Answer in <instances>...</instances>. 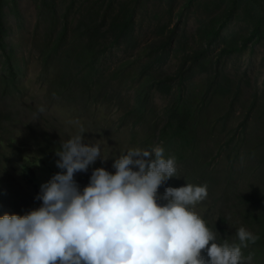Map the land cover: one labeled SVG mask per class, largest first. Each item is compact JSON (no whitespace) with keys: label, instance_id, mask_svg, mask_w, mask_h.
I'll return each instance as SVG.
<instances>
[{"label":"rangeland","instance_id":"1","mask_svg":"<svg viewBox=\"0 0 264 264\" xmlns=\"http://www.w3.org/2000/svg\"><path fill=\"white\" fill-rule=\"evenodd\" d=\"M3 1L4 41L14 54L10 67L7 51L0 47V163L21 188L27 212L41 206L36 199L40 186L61 171L56 166L61 142L83 130L85 143L99 144L107 158L93 165L112 172L115 158L129 149L163 147L165 158H176L178 177L162 184L160 193L168 186L207 185V198L194 210L216 233L217 242L239 244L240 227L259 237L264 128L251 135L250 120L264 104V38L250 42L243 52L220 56L219 51L241 43L255 27L264 30V0ZM88 8L99 10L108 22L120 17L135 36L133 41L123 36L106 48L91 70L72 47L73 38L82 33L74 26ZM63 24L71 26L67 34ZM219 25L223 28L217 32ZM170 37L153 61L141 53L144 44L170 42ZM200 48V59L209 58L212 67L190 59L189 53ZM181 69L185 77L176 78ZM12 70L18 87L6 88ZM217 70L232 79L228 101L209 86L201 97V123L192 138H178L169 120H174L170 109L180 97L179 88L184 96L192 88L204 91L209 74ZM148 76L162 78L170 89L149 85ZM24 162L32 173L20 167ZM242 253L252 255L245 264H264L260 239Z\"/></svg>","mask_w":264,"mask_h":264},{"label":"clouds","instance_id":"2","mask_svg":"<svg viewBox=\"0 0 264 264\" xmlns=\"http://www.w3.org/2000/svg\"><path fill=\"white\" fill-rule=\"evenodd\" d=\"M43 111V108L40 109ZM56 150L61 171L40 186V207L0 216V264H245L242 248L259 237L245 227L239 244L217 242L194 206L207 185H161L176 175V158L164 149L133 148L115 158L110 172L94 168L81 189L75 179L103 157L84 134ZM206 251V257L204 255Z\"/></svg>","mask_w":264,"mask_h":264},{"label":"trees","instance_id":"3","mask_svg":"<svg viewBox=\"0 0 264 264\" xmlns=\"http://www.w3.org/2000/svg\"><path fill=\"white\" fill-rule=\"evenodd\" d=\"M70 27L71 26L69 25L63 24L62 30H64L66 33L70 29ZM222 28L223 26L219 25L215 29V31L220 32ZM74 29H76L75 31L81 30L82 33H78V35L73 38V40L76 41V44L72 41V47H75L77 49L76 57L81 58L82 61H86V63H88L89 70L92 69L94 62L99 59L103 51L106 48L118 43L123 38V36L127 38V41L135 40V36L132 35V32H130V29L126 26V24L120 20V17L114 19L113 22H108L107 17L100 16L99 10H95L94 8H88L80 16L78 23L74 26ZM6 33L7 28L5 23L4 1L0 0V47L7 51L5 63L8 66L12 67L14 51L12 49H9L7 43H5L4 41ZM263 38L264 30H262L260 27H255L253 31L241 41V43L222 47L219 51V55L223 56L227 54L243 52L246 48H248L250 42L256 43L258 41H261ZM171 41L172 37H170V42H168V38L148 42L141 47V53L149 56L150 60L153 61L154 57L156 55H159V51H161L162 48H166V44L171 43ZM202 51L203 50L200 48L197 53H189L190 59L196 60L202 65L212 67V61L209 58L200 59V57L204 55ZM132 60L131 63L134 62H132ZM196 71L197 70L195 69L193 72L195 73ZM16 75V71L12 70L10 78H8L5 82L6 88L9 87V85L12 88L13 86L18 87V83L16 82ZM73 75L74 74L72 73L69 78H71ZM185 75L186 72H183L181 69L179 70V72H177L176 78L181 79L183 76L185 77ZM146 80L148 81L149 85L156 84L159 85V87L162 85H164V87L168 85V89H170L169 84L163 81L162 78L158 79L155 78V76H148ZM157 81L158 84L155 83ZM231 81L232 79L227 74L221 73V71L217 70L215 71V73L209 74L205 82L206 87L204 91L196 92L194 90L195 88H192L191 90H186V95L184 96L182 94L184 93V90L182 88H179L180 97L178 98L176 103L171 106L170 109L175 115L173 117L174 120H169V125L172 128L173 134H176L175 136L180 139H190L189 137L192 138L190 134L195 131L198 124H200L202 121V117L199 116L200 111L203 110L201 100L202 93L205 92L206 89L213 84L218 90V95L221 97V99L223 98L225 101H228L230 95L229 87L233 84V82ZM61 82L66 84L68 83V81L63 82V80H60V83ZM182 83L185 84V82L180 83V86L183 87L184 84ZM247 117L248 116H246L245 118L248 122L249 120ZM263 118L264 104L258 107L254 119L250 120V125L253 130V132H250L251 135H256L257 129H260L261 127L264 128V120H262ZM20 167L22 169H25L27 172L32 173L33 171L30 163L24 162ZM94 168H97V166L90 165L87 172L76 173L75 179L80 185L81 189H83V187L89 183L90 176ZM9 179L10 177L6 172V169L2 168L0 163V216H3L5 213L24 215L27 213V209L25 203L22 200L23 195L22 191L20 190L21 188L13 180ZM258 220L260 225L259 239L264 246L263 210L260 211Z\"/></svg>","mask_w":264,"mask_h":264}]
</instances>
